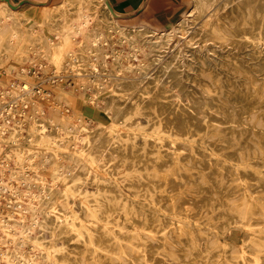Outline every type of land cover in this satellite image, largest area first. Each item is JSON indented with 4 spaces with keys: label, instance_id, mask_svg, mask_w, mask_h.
<instances>
[{
    "label": "rangeland",
    "instance_id": "1",
    "mask_svg": "<svg viewBox=\"0 0 264 264\" xmlns=\"http://www.w3.org/2000/svg\"><path fill=\"white\" fill-rule=\"evenodd\" d=\"M56 5L59 3L34 5L23 12L0 0V9L15 12L12 21L16 20L25 37L30 34L29 25L44 16H53ZM192 9V0H184L182 17L178 19L189 15L185 25L188 34L183 38L175 31L178 21L158 29L144 20L133 19V15L119 14L118 23L137 40L138 58L130 57V47L113 36L100 49L97 68L91 66L94 57L87 50L82 52L80 63L63 56L56 66L49 56H43L41 49L34 53V45L29 46L26 38L19 46L6 50L0 44V60L5 53V66L11 72L8 79L0 73V112L6 116V109L13 105L15 117H8V124L16 127L3 133L7 142L0 153L4 165L0 177L21 191L19 199L22 207L28 208L27 216L33 209L28 200L30 194L24 196V191L29 185H34L29 192L35 191L43 175L55 177L60 160L53 155L54 148L63 151L66 158L60 185L73 187L80 197L91 192L93 184L105 183L110 176L105 172L107 164L115 163L121 175L120 197L133 202L136 198L142 205L143 217L154 219L144 232L143 245L168 264H238L240 246H245L248 254L253 252L248 247L244 224L253 219L246 214L248 202L239 186L249 181L247 194L264 208V182L254 180L258 184L251 187L256 182L237 168L241 162L249 166L248 171L264 176V18L257 26H250L254 9L239 0H216L201 15ZM95 17L93 26L105 33L110 25L107 16L98 9ZM137 27L143 30L137 33ZM147 28L158 32L174 29V38L158 48ZM117 51H122L123 57H117ZM175 55L174 68H168ZM29 56L34 58L33 63L28 61ZM25 81L33 91L30 100H26L28 93L21 89L7 93L12 90L10 83L20 85ZM168 139L175 140L182 153L188 155L185 167L189 177L183 184L167 188L152 175L150 167L160 158L158 154L166 156L168 150H173V146L166 150L159 144ZM28 144L33 148L30 151L25 147ZM212 153L221 154L219 164L207 159ZM42 161L47 172L36 170L33 165ZM92 161L94 170L90 168ZM165 188L168 191L164 192ZM170 194L174 196L172 201ZM0 202L4 215L9 216L12 201L4 197ZM174 203L177 218L186 223L178 239L170 230L169 205ZM259 217L264 220V212L260 211ZM16 219L12 215V222ZM39 219L32 234L40 235V222L45 221L48 243L56 226L55 217ZM156 225L159 228H154ZM3 250L12 252L14 246L9 244ZM26 250L38 261L46 262L41 251L28 246L20 248L21 252ZM0 261L8 264L3 255Z\"/></svg>",
    "mask_w": 264,
    "mask_h": 264
},
{
    "label": "bare ground",
    "instance_id": "2",
    "mask_svg": "<svg viewBox=\"0 0 264 264\" xmlns=\"http://www.w3.org/2000/svg\"><path fill=\"white\" fill-rule=\"evenodd\" d=\"M2 1L6 2L5 0ZM215 1L216 0H192V10L199 12L200 15L204 14ZM239 1L245 5L248 3L252 6L254 11L252 13L250 26H257L260 19L264 18V0ZM72 5H75L74 8H71ZM53 9L55 10L53 16H44L36 20L33 25H29L31 28L28 31L30 34H28L27 37L24 36L23 31L15 24L16 20L14 19V21H12L15 12L12 13L7 8L0 9V44L3 47L2 49L6 50L19 46L21 40L26 38L29 46L34 45V53H37V49H41L44 53L43 56H49L56 66H58L63 56H67L71 58V60L74 59L76 60L75 62L80 63L82 52L87 50L91 56L94 57L92 59L93 63L90 62L89 64L92 63L91 66L97 68L96 61L99 59L100 49L108 43L109 38L118 36L121 41H124L130 47V57L138 58L137 54L140 50L136 44L137 40L131 34L127 33L125 28L118 23V13H116L115 10H111L106 0H64L59 5L54 6ZM70 9L74 11L72 14L70 13ZM98 9L103 11L110 21V25L106 27L105 33L93 26L94 20L96 19L95 12ZM260 15L262 17H260ZM205 16L208 18L211 17L210 14H206ZM188 17L189 15L183 17L177 23L175 31L180 38L186 37L188 34V30L185 27ZM46 20L47 22H45ZM141 30H143L142 27H137L135 29L137 33ZM146 31L154 36V45L158 48H162L172 41L175 33L174 29L158 32L151 28H147ZM121 53L122 51H117V57H123ZM5 55L4 53L0 60V73L5 74L8 79L11 72L5 66ZM176 58L177 55L172 58V61L168 64V68H174L173 61ZM27 59L30 63H33L34 58L32 59V57L29 56ZM139 62L141 61L139 60ZM41 66L44 68L43 63H41ZM79 70L82 72L81 69ZM22 71L24 72L25 70L23 69ZM10 85L12 90L10 89L11 91L7 92L9 95L14 94L15 90L19 92L21 89L28 93L26 100H30L29 96L33 94V91L30 89L28 82L25 81L20 85L18 83H10ZM0 93H2L1 90ZM119 105L121 107V104ZM12 109L13 105L6 109V116L0 112V153L3 150L4 143L7 142L5 139L6 135L3 133L7 130H11V128H13V130L16 128L10 127V123L8 122V117H15ZM36 109L38 112H41L39 107ZM30 118L33 119L32 116H30ZM181 126L182 123H179V129L182 132L183 128H181ZM171 127L174 129V126ZM159 144L166 150L169 149V146H173L174 148L171 151L168 150L166 156L157 155L160 158H157L155 164H152L150 167L153 170L152 175L155 176L162 185L167 186V188L173 184H183L189 177L188 168L185 167L188 155L182 153L181 147L175 140L168 139L167 142L161 140ZM25 147L28 151L33 149L31 144ZM20 148L24 147L20 146ZM51 149L52 151L54 150L53 155L60 160V164L54 171L56 173L55 177L52 179L51 177L49 178L47 174L43 175L40 179L41 185L35 186V191L32 193L29 192L30 187L34 185H29L24 191V196L30 194L28 200L31 205L30 208L33 209L30 217L26 215L28 208L22 207L23 205L19 199L21 191L17 187L10 186L9 182L5 181L3 177H0V201L4 197L12 201V208L10 207L11 212L9 216L4 215L2 203L0 202V249H2L0 250V255H3V259H7L8 264L14 262L15 264L19 262L21 264H115V262H119L118 264H168L165 259L156 257L150 248L143 245L144 232L152 225L154 219L150 217L149 220H146L143 217L142 205L136 198L133 202V200L129 199L126 201L125 197H120L119 178L121 175L120 169L115 167V163L107 164L105 172L109 173L110 176H107V181L105 183L93 184L94 189L80 197L77 195L76 191L73 190V187L70 188L66 185L62 187L60 185L59 177L63 170V161H65L66 158L63 151H56L54 148ZM33 155H31V158ZM220 155L221 154L212 153L209 157L207 156V159H209L212 164H219L221 162L219 158ZM235 162H237V160H235ZM94 163L95 161H92L90 165L91 170L96 169ZM255 164L254 162V165ZM33 165L36 167V170H41L43 172L48 171L47 168L45 169L43 161L40 164L33 163ZM238 166L240 167L237 168V171H246L245 173L251 176V180H261L264 182V176L260 173L247 170L249 166L241 165V162L238 163ZM2 169H4V165L3 162H0V171L3 176L4 173ZM10 176L12 177L13 174ZM250 184L249 181H243L239 189L243 192L245 199L247 198L246 214L250 215L253 219L251 222L248 220L244 222L249 238L248 247L252 248L253 252L248 254L246 247L240 246L238 249V264H264V220L259 217V212H264V208L260 206L256 198L249 197L247 194L246 187ZM256 184L258 183L252 184L251 187H256ZM167 188L163 191H168ZM9 190H11L10 194H8ZM13 195L16 196L15 201L12 200ZM118 197H120V199H118ZM261 198L264 200V195L261 196ZM169 199L171 201L174 199L173 194L169 195ZM169 206L172 210L170 230L178 239V234L184 233L186 223L182 219L177 218L178 212H176V203L170 204ZM187 212L188 209L186 210V216L188 217ZM12 215H16L18 219L12 222ZM40 216L43 218L55 217L56 226H54L50 233L48 243H46L47 238L44 234L45 221L40 222L42 233L37 236L32 234V231L40 221ZM60 226L61 229L58 231ZM154 228H159V225H156ZM153 232L156 231L154 230ZM186 234H190V232L187 231ZM56 241H59L57 245ZM9 244H13L14 250L12 252H4V247H8ZM26 246L35 252L41 251V254H44L46 257V262L43 263L38 261L36 256L29 254L27 250L21 252L20 248H25ZM179 256L181 257L182 253H180ZM0 264H2L1 261Z\"/></svg>",
    "mask_w": 264,
    "mask_h": 264
},
{
    "label": "crops",
    "instance_id": "3",
    "mask_svg": "<svg viewBox=\"0 0 264 264\" xmlns=\"http://www.w3.org/2000/svg\"><path fill=\"white\" fill-rule=\"evenodd\" d=\"M62 1L64 0H10L13 5L22 3L16 10L22 9L20 11L23 12H27L28 7L34 5L50 6L60 4ZM109 2L116 13L133 15V19L144 20L158 29L176 23L182 17L181 9L184 4V0H109Z\"/></svg>",
    "mask_w": 264,
    "mask_h": 264
},
{
    "label": "water",
    "instance_id": "4",
    "mask_svg": "<svg viewBox=\"0 0 264 264\" xmlns=\"http://www.w3.org/2000/svg\"><path fill=\"white\" fill-rule=\"evenodd\" d=\"M5 1H6V2L10 5V7H12L13 9H18L19 6L22 4V3H20V4H17V5H13V4L10 2V0H5ZM106 1H107V3H108V6L111 8V10H114L113 7H112V5L110 4L109 0H106ZM117 17H120V15L117 14Z\"/></svg>",
    "mask_w": 264,
    "mask_h": 264
}]
</instances>
